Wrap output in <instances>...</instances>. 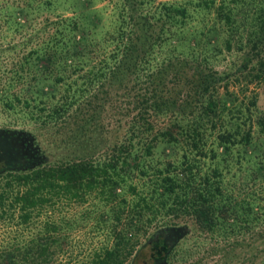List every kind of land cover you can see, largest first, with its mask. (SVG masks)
Here are the masks:
<instances>
[{
    "label": "trees",
    "instance_id": "trees-1",
    "mask_svg": "<svg viewBox=\"0 0 264 264\" xmlns=\"http://www.w3.org/2000/svg\"><path fill=\"white\" fill-rule=\"evenodd\" d=\"M241 1L198 0L194 9L215 12L203 28L193 1L158 0H111L109 24L81 0L80 13L35 26L16 98L85 147L50 161L31 132L0 130V220L22 227L0 264H51L84 225L107 241L90 264H168L190 225L241 264H264V148L253 132L264 112L256 94L236 107L229 87L231 76L264 81V4L241 21ZM53 3L0 0L1 17L23 29ZM224 49L240 52L234 75L214 66ZM99 132L112 139L98 144ZM245 164L252 184L235 190L229 175Z\"/></svg>",
    "mask_w": 264,
    "mask_h": 264
},
{
    "label": "rangeland",
    "instance_id": "rangeland-1",
    "mask_svg": "<svg viewBox=\"0 0 264 264\" xmlns=\"http://www.w3.org/2000/svg\"><path fill=\"white\" fill-rule=\"evenodd\" d=\"M80 1L81 0H54L53 6L43 10L39 14L40 16H38L37 22L23 29L17 27V19L15 17L14 19L12 18V20H8L9 23L3 22V18L1 17L2 13L0 12V130L8 129L10 132L16 133V136L19 138L23 136L25 131L31 132L42 151L48 154L50 161L66 160L69 157L77 156L84 151L83 148L85 146L82 148V146H78L76 143L73 144L74 141L71 143L70 136L72 133L67 131L66 128H64L62 132H58L56 131L58 128L43 127L42 124L36 120L38 113L36 111H31L30 109L32 107H27L23 104L24 100H22V102L17 100L16 96L22 85L17 86L18 84L16 81L18 80L17 76H19V72H14V70L19 68V66H17V58L25 52L27 47H31L26 45L31 39L30 34L32 33L34 38L36 37L35 34L37 31L35 26H39V24L42 23L41 21L47 17L54 18L60 14L67 16L80 13L83 9L80 7ZM90 1V8H93L102 16L104 23L109 24L111 18H114L111 0ZM158 1L179 3L193 1L192 4L189 5L194 14V21L192 23L199 28L209 27L215 20V12L213 9H194V3L198 0ZM253 1L256 4H264V0H242L238 4V7L243 11V15L240 16L241 21H244L245 19L243 17H245V14L249 13L250 10L254 8L255 4H253ZM219 2L220 0H216L215 4ZM26 35H28L27 38H25ZM239 53L240 52L236 51L229 52L225 49L222 50V52L214 58V66L219 71L234 75L239 72ZM13 82L16 85L10 86ZM229 87L230 91L237 93L235 97L236 107L240 108L241 106H246L252 96L256 94L258 107L260 111L264 112V81L249 82L244 75H241L238 79L231 76ZM222 89V91H226L224 87H222ZM61 90L62 87H60V91ZM255 126L256 128L253 129L255 135L254 139L259 144V149H262L264 148V131H260L261 126L258 127L257 122H255ZM111 136L112 132H99L98 144H103L104 140L107 138L112 139L110 138ZM162 149V147L160 149L157 148L156 158H158L159 152H162ZM178 149L181 151L180 148ZM167 153H169L168 149ZM251 166L252 165L245 164L243 170L236 173L232 172L231 175H229L231 185L235 187V190H239L240 185L244 182L252 184L250 181L251 172L248 168ZM260 188V186L256 188L259 193L262 192ZM63 210L66 213H70V209L68 210V208H64ZM42 219L43 217L40 218V220ZM21 228L22 227L17 226L15 222L10 224L8 218L0 220V248L9 243L11 239H18L19 229L21 230ZM28 233L27 229L25 235ZM105 244H107V241L104 240L103 234H96L92 232L89 225H84V227L73 231L71 239L68 244L65 245V251L60 252L58 259H56L55 256L51 264H90L95 252L105 246ZM224 248L225 246L217 244L210 236L200 235L194 226L190 225L187 229L186 236L180 241L179 247L173 252L168 264H241L240 261H236V258L230 255L227 256ZM245 252L246 251L243 252L242 248H239V253H243L241 257H245ZM183 253H186L185 256H182L184 255ZM186 260L189 261L187 262ZM138 264H151V260L147 257L141 259Z\"/></svg>",
    "mask_w": 264,
    "mask_h": 264
}]
</instances>
